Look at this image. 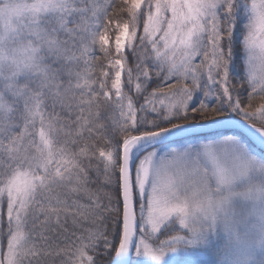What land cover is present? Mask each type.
<instances>
[{
    "label": "snow or ice",
    "instance_id": "snow-or-ice-1",
    "mask_svg": "<svg viewBox=\"0 0 264 264\" xmlns=\"http://www.w3.org/2000/svg\"><path fill=\"white\" fill-rule=\"evenodd\" d=\"M257 97L264 0H0V264H264Z\"/></svg>",
    "mask_w": 264,
    "mask_h": 264
},
{
    "label": "trees",
    "instance_id": "trees-1",
    "mask_svg": "<svg viewBox=\"0 0 264 264\" xmlns=\"http://www.w3.org/2000/svg\"><path fill=\"white\" fill-rule=\"evenodd\" d=\"M97 55H100V53L97 52ZM257 102H259V103H263L264 100H262V99L259 97V98H256V102H253V103L255 104V103H257Z\"/></svg>",
    "mask_w": 264,
    "mask_h": 264
},
{
    "label": "rangeland",
    "instance_id": "rangeland-1",
    "mask_svg": "<svg viewBox=\"0 0 264 264\" xmlns=\"http://www.w3.org/2000/svg\"><path fill=\"white\" fill-rule=\"evenodd\" d=\"M125 79H126V77H125ZM125 91H127V88H125ZM257 98H259V97H257ZM253 102H256V99L253 101ZM264 103V102H263ZM255 104H259V102H257V103H255Z\"/></svg>",
    "mask_w": 264,
    "mask_h": 264
}]
</instances>
